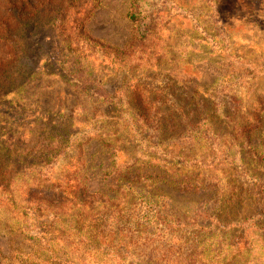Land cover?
Masks as SVG:
<instances>
[{
	"label": "trees",
	"instance_id": "16d2710c",
	"mask_svg": "<svg viewBox=\"0 0 264 264\" xmlns=\"http://www.w3.org/2000/svg\"><path fill=\"white\" fill-rule=\"evenodd\" d=\"M35 1L39 6H44V1ZM63 1L58 0L54 6L57 10L52 12L58 26L65 18L61 12L66 11L68 2ZM146 11V3L137 0L129 14L135 33L130 49L141 51L140 59H137L141 66L146 64V43L152 30L146 22ZM30 12V0H0V55L6 57L0 58V96L3 99L12 97L11 106L22 101L20 96L34 79L32 76L29 81L21 82L14 90L16 85L8 76V72L17 70L21 61L23 52L18 41L26 31ZM78 29L85 38L83 26ZM85 40L92 45L98 44L87 38ZM67 44V49L73 54L65 56L61 70L63 76L61 74L59 77L77 92L106 106L107 111H98L86 118V110H76L86 118L82 123L84 127L92 125L84 128V135L79 137V132L74 130L72 115L68 118L54 108V111L49 110L36 118L42 120L39 132H46L47 136H37L35 143L32 140L27 142L26 151L13 153L8 160L0 152V201L2 206L12 210L15 220L19 218L16 226H11L6 233L11 244L19 238L25 241L32 227L39 231L55 222L65 226L59 231L68 229L70 233L76 232L80 245L90 248V253L96 251L102 254L112 264H209L213 258L209 262L205 260L210 250L203 242L202 237L205 235L197 234L194 228L212 227L214 217L222 221L230 220L233 224L235 217L239 219L238 222L241 221L240 217L245 216L244 225L235 226V234H243L244 231V235L264 238L258 225L264 219V171L262 174L255 172V166L264 170V156L252 146L253 139L264 127V100L257 97L250 110V126L246 135L252 157L247 159L244 156L237 160L229 157L222 146L225 106L217 103L216 96H213L218 83L221 85L220 93L226 92L223 85L235 83L240 87L247 86V90H255L258 81L263 79L262 66H241L240 62L228 60L221 74L214 78L213 92L207 89L204 94H178L172 85L158 92L139 91L129 85V79H124L119 88L110 91L106 87L108 83L94 76L86 61L81 60L82 56L73 50V44ZM102 57H114L113 68L120 61L125 68L129 65V68H133V60L125 49L105 50ZM152 57L162 59V56L153 54L148 60ZM144 69H149V64ZM237 104L234 108L239 110L240 103ZM5 131L1 129L0 141L5 145L11 144L12 140H5L7 134H2ZM36 134V130L31 132L32 136ZM79 141L81 146L97 141L111 154L112 172L109 175L113 174L110 184L115 193L113 197L89 190L86 169L90 162L81 156L82 153L80 156L70 153L72 144ZM37 146L41 147L40 152ZM59 159L68 162L70 167L65 179L58 176L52 178L50 174L53 166L51 162ZM28 163L33 167L28 173L11 167ZM142 167L162 170L171 178H182L177 184L170 183L174 187L185 184L188 186L187 191L200 192L204 187L218 188L225 182L229 185L228 193L223 195L218 208L222 214L215 216L210 212L209 215L205 211L208 225L198 221L202 212L192 219L185 214L176 215L170 206L163 204L170 194L160 188L158 183L153 182L148 192L143 188L138 192L134 188L138 179L133 178L136 174L132 171ZM206 169H211V176L205 174ZM198 172L203 173L204 181H197L195 175ZM19 177H24L25 182L20 183ZM138 177L140 183L143 176ZM220 192L218 190V194ZM139 196H144L146 203L138 201L141 198ZM143 204L147 207L144 208ZM251 208L253 212L248 214ZM254 213L258 217L252 216ZM28 220H32V227ZM250 237L245 236L248 239ZM248 239L245 244L243 240L240 242L248 245ZM33 252L31 249L29 253L21 251V254L28 257V263L34 264L36 260H31ZM0 258L4 259L1 254Z\"/></svg>",
	"mask_w": 264,
	"mask_h": 264
},
{
	"label": "rangeland",
	"instance_id": "374dc122",
	"mask_svg": "<svg viewBox=\"0 0 264 264\" xmlns=\"http://www.w3.org/2000/svg\"><path fill=\"white\" fill-rule=\"evenodd\" d=\"M43 1L44 6L41 7L37 1L30 0V20L18 41L22 47V58L17 70L8 72L11 82L16 85L14 90H17L21 82L27 79L29 81L32 76L34 79L20 96L22 101L15 106L10 105L12 97L3 99L0 96V131L5 129L2 133L7 134L5 140H12L11 144L9 142L6 145L0 141V152L5 160L13 153L26 151L25 144L31 140L35 143L37 136H47L46 132H39L42 120L36 118H40L49 110L54 111L56 108L68 118L72 115L74 130L79 132V137L84 135V128L92 126L82 125L86 118L94 116L98 111H107L106 106L94 102L86 94L77 92L59 77L61 74L63 76L61 70L65 56L72 53L67 49V42L73 44V50L82 56L81 60L86 61L94 76L108 83L106 87L110 91L119 88L124 79H129V85L134 90L158 92L172 85L178 94H204L207 89L213 92L214 78L221 74L228 60L240 62L241 66L264 68V0H143L147 8L146 22L152 29L147 39L144 58V63L149 64V69H144L146 64L141 66V63L137 62L141 51L130 49L135 33L129 14L137 0H64L63 2L68 3L65 5L66 11L61 12L65 18L60 26L54 22L52 13L57 10L54 6L58 0L41 2ZM81 25L85 38L91 42L96 41L97 45L89 44L81 36L78 29ZM110 49H125L133 60V68H129L131 65L125 68L121 61L113 68L114 57H102L103 52ZM153 54L162 56V59L152 57L148 60ZM0 58L6 57L1 54ZM220 86L219 83L215 86L218 89L213 96H216L217 103L225 106L222 146L231 158H251L253 152L250 153L246 135L250 126L248 120L256 98L264 100V74L263 79L258 81L257 88L252 91L247 90V86L240 87L235 83L223 85L226 92L220 93ZM237 102L240 103L239 110L234 108L237 107ZM76 110H86L87 113L84 114L87 117L83 118L81 112L78 114ZM33 130L37 131L35 136L31 135ZM258 134L253 139L252 146L264 156V127ZM37 147L40 152L41 147ZM71 148L70 153L76 156L82 153L81 156L90 162L86 169V184L89 190L113 197L115 193L110 186L113 174L109 175L112 172L109 151L97 141L86 146H81L79 141L72 144ZM67 164L68 162L62 159L52 161V178L67 176L69 173L66 172L70 168ZM11 167L24 173L33 169L30 163ZM244 167L248 170L246 164ZM263 171L255 166L257 174H262ZM132 172L136 174L133 178L138 179V184L134 186L138 192L143 189L148 192L149 186L154 182L170 194L163 204L170 206L176 215L185 214L192 219L202 212L198 221L208 225L205 211H208L209 215L210 212L215 216L222 214L218 208L222 204L223 195L228 193L229 185L225 182L220 184L221 188L204 187L200 192H194L187 191L188 186L185 184L174 187L170 182L177 184L182 178H171L172 176L156 168L142 167ZM211 173V169H206L207 176H211ZM139 175L143 176L140 183ZM195 177L197 181L202 182L205 176L198 172ZM19 181L25 182L24 177H19ZM218 190H221L219 194ZM144 196H139L141 198L138 201L146 203ZM143 207L146 208L147 205L143 204ZM249 212L248 214L253 212L252 208ZM252 216L258 217L256 213ZM214 218L212 227L200 228L201 231L194 228L197 234L205 235L202 237L203 242L205 247L210 249L205 260L209 262L213 258L209 264H264V238L244 235V231L243 234H235V228L246 222L245 216L240 217L241 221L238 222L239 219L235 217L233 224L227 219L222 221ZM18 220L19 218L15 220L13 217L12 210L2 206L0 201V254L4 258H0V264H31L27 262L28 257L21 254V251L27 254L31 249L34 250L31 257L32 261L36 260L34 264H112L102 254L93 249L90 253V248L80 245L76 232L70 233L68 229L59 231L65 226L55 222L36 231L32 227V220H28L32 230L27 239L24 241L19 238L11 244L6 233L11 226H16ZM258 225L264 233V219L260 220ZM246 239L248 245H244Z\"/></svg>",
	"mask_w": 264,
	"mask_h": 264
}]
</instances>
